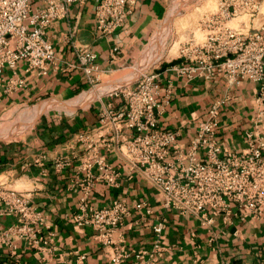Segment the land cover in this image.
I'll return each instance as SVG.
<instances>
[{"label":"built area","instance_id":"obj_1","mask_svg":"<svg viewBox=\"0 0 264 264\" xmlns=\"http://www.w3.org/2000/svg\"><path fill=\"white\" fill-rule=\"evenodd\" d=\"M138 1L99 0L93 17L99 38L123 29ZM72 2L0 0V107L5 98L27 88L19 68L25 75L35 73L40 77L59 70L47 30L68 17ZM205 12L198 24L208 30L204 39L198 43L191 39L185 47V58L194 57L196 65L175 66L172 70L189 80L196 76L208 82L221 78L229 88H237L245 81L257 85L251 125L243 134V150L231 151L218 140L219 116L227 97L214 101L204 118L193 119V136L185 145L179 144V132L159 122L171 102V91L161 95L157 74L150 68L105 93L108 101L100 122L113 126L112 146L128 170L157 191L165 210L193 217L210 229L218 218L230 224L233 218L260 219L264 214V13L259 0H214L213 7ZM118 54L119 49L113 48L111 60ZM74 57L75 61L66 63L64 70L80 69L90 84L95 83L96 53L74 46ZM119 102L124 110L116 113L114 106ZM124 130L131 134L124 135ZM76 138L87 151L80 166L85 178L73 224L78 229H92L98 243L113 249L109 264H126L130 255L119 243L123 242L122 230L132 211L120 199L102 208L89 203L94 184L102 181L109 188H117L121 171L105 161L100 147L88 135ZM105 147L111 149L109 145ZM68 166V159L54 162L56 169ZM134 210L141 212L142 220L152 214L145 201L136 203ZM1 216H13L16 221L0 234V242L12 245L20 241L41 252L56 250L52 234H44V214L31 204L28 195L0 184ZM165 229L164 221L152 224V246L133 251L135 260L130 264H157L165 252ZM84 260V255H78L76 264H84Z\"/></svg>","mask_w":264,"mask_h":264},{"label":"crops","instance_id":"obj_2","mask_svg":"<svg viewBox=\"0 0 264 264\" xmlns=\"http://www.w3.org/2000/svg\"><path fill=\"white\" fill-rule=\"evenodd\" d=\"M98 1L73 0L68 17L54 22L47 30L59 70L40 77L35 73L25 75L19 68L27 88L5 98L0 107L1 113L7 107L49 100L74 108L68 114L55 111L58 115H40L23 131L0 138V184L30 197L31 204L44 214V234H52V245L56 248L54 252H41L20 241H13L12 245L0 242V264H76L78 255L85 256L84 264H109L113 249L98 243L92 229H78L73 224L85 178L80 166L87 151L85 145L77 141L79 134L88 135L100 147L105 161L121 171L117 188L96 182L89 203L102 208L120 199L132 211L122 230L123 242L119 243L130 255L126 264L134 262L133 251L152 246V224L157 221L166 224L162 242L165 252L157 264H264V214L260 219L233 218L230 224L218 218L208 229L193 217L165 210L157 191L141 176L129 171L112 146L113 126L100 122L108 101L103 97L105 93L124 83L125 79L119 77L121 73L133 67L137 71L150 68L153 62L141 65L146 50L157 36L163 39L159 52L165 48L169 34L165 36L167 20L172 13L174 17L181 15L182 8L191 1L182 0L179 6L172 7L175 1L181 0H139L125 27L107 38H99L94 28V9ZM263 2L261 0L262 5ZM205 11L196 7L194 12L199 15L194 19L196 13L184 8L180 19L187 23L178 28V40L172 46H176L174 57L152 69L157 74L161 95L171 91V102L159 116V122L165 128L177 130L179 144L185 145L194 134L193 119L204 118L214 101L227 97L219 116L218 140L223 147L239 153L244 148V130L251 125L257 85L245 81L237 88H229L221 78L208 82L196 76L189 80L172 70L175 66L196 65L194 57L185 58L188 55L185 47L191 39L201 42L208 32L206 27L198 25L203 14H207ZM74 46L96 53L98 71L93 76L98 84L95 87L84 71L64 70L66 63L75 61ZM115 47L119 54L111 60ZM96 99H99L97 103ZM114 110L122 112L123 103H115ZM123 134L128 136L131 132L124 130ZM105 144L111 149H106ZM62 159H68L70 166L56 169L54 162ZM141 201L152 211L145 220L141 212L134 210L135 204ZM15 221L13 216H1L0 234Z\"/></svg>","mask_w":264,"mask_h":264},{"label":"rangeland","instance_id":"obj_3","mask_svg":"<svg viewBox=\"0 0 264 264\" xmlns=\"http://www.w3.org/2000/svg\"><path fill=\"white\" fill-rule=\"evenodd\" d=\"M186 1H184V2H186ZM190 1H191L190 3L188 2L189 5L186 4L185 7L182 8L181 15L183 14V11H184V8H185L186 10L190 11L191 13L192 12L196 13V14L193 15L194 19L199 15V14L197 15V12H194V9H196V7L199 6V7L202 8V10H208V9H211V7H213V5H214V0H201V1L200 0H198V1L190 0ZM179 3H182V0H181V2L175 1L173 3L172 7H177V5L179 6ZM260 4H261V0H260ZM261 11L264 13V2H263V5L261 4ZM174 14L175 13H172L170 15V18L167 20V28H166L165 36L168 33L169 34L165 38L166 39L165 48L161 49L162 51L159 52V49L161 48L159 45H161L163 43L162 42L163 39L159 38L157 36L156 39H154V42L151 44V47L146 50L147 54H146V56H145V58L143 60V63L141 65L146 64L145 66H147L149 63L153 62L149 66L150 70L153 69L154 66H157V65L161 64L162 62L166 61L167 59H170V58L174 57V55H175L174 54V50L176 49V46H174L173 48H172V46L178 40L177 39L178 38L177 37L178 28L184 27L185 24L187 23V21L180 19L181 15H177V16L174 17ZM244 20H245V18H244ZM237 21H239V20L233 21V25H236ZM198 37H200V36L198 35ZM184 40H186V39L184 38ZM160 42H161V44H160ZM158 47H160V48H158ZM150 53H151L152 57H154V58L151 57L152 58V62L150 61L151 59L148 58L149 59L148 60L149 63L148 62L146 63L147 55L150 54ZM140 71L141 70H139V71L135 70V67H133V68L127 70L126 72L121 73V75H119V77L121 79L130 78V77L134 76L135 74L138 75L140 73ZM97 84L98 83L95 82V83H93V86L95 87ZM92 93H94V92L92 91L91 95H93ZM103 97H105V96H103ZM98 100L99 99H96L95 103H97ZM54 102L55 101L44 100V101H38V102H30V103H28L27 105H24V106L7 107L4 111H2L0 113V138L1 137H7L8 138L9 136H11V135H13L15 133L23 131L37 117H39L40 115H43L45 113H55V114H57L55 112V111H57V112H60V113H65L66 112L68 114V113H71V112L74 111L73 107L71 108V107H68L66 105L64 106L63 104H60V103L57 104V103H54ZM37 108H39L37 110V112H35V114H32L33 110H36ZM59 115H63V114H59Z\"/></svg>","mask_w":264,"mask_h":264},{"label":"bare ground","instance_id":"obj_4","mask_svg":"<svg viewBox=\"0 0 264 264\" xmlns=\"http://www.w3.org/2000/svg\"><path fill=\"white\" fill-rule=\"evenodd\" d=\"M160 41V40H159ZM163 42V41H162ZM160 44H161V42H160ZM162 45V44H161ZM161 45H159L160 47H161ZM153 46V45H152ZM160 47H158V48H160ZM160 50V49H159ZM150 55V56H149ZM154 55V54H153ZM152 55H151V53L150 54H148L147 55V61H146V63L148 62L149 63V59H151L150 61L152 62V58H154V57H152ZM149 58V59H148ZM146 60V59H145ZM154 60V59H153ZM145 62V61H144ZM141 63H143V62H141ZM150 64V63H149ZM143 66V65H142ZM141 68V67H140ZM138 75H134V76H132V77H130V78H126L125 80H123V82H126V81H130V80H134L136 77H137ZM123 84V83H122ZM122 84H120V85H122ZM119 84H117L116 86H120ZM114 87V86H113ZM112 86L110 87V88H113ZM110 88H108V89H106L105 91H108ZM104 91V92H105ZM102 94V93H101ZM39 108H37L36 110H33V112H32V114H35V112H37V110H38ZM32 116V115H31ZM28 121V120H27Z\"/></svg>","mask_w":264,"mask_h":264}]
</instances>
